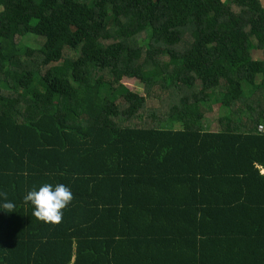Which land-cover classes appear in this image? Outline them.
Segmentation results:
<instances>
[{
	"label": "trees",
	"instance_id": "16d2710c",
	"mask_svg": "<svg viewBox=\"0 0 264 264\" xmlns=\"http://www.w3.org/2000/svg\"><path fill=\"white\" fill-rule=\"evenodd\" d=\"M45 183L59 223L23 200ZM4 200L0 264H264V5L0 0Z\"/></svg>",
	"mask_w": 264,
	"mask_h": 264
},
{
	"label": "clouds",
	"instance_id": "9594fccd",
	"mask_svg": "<svg viewBox=\"0 0 264 264\" xmlns=\"http://www.w3.org/2000/svg\"><path fill=\"white\" fill-rule=\"evenodd\" d=\"M24 202L33 206V216L44 222L59 223L63 209L71 200V191L63 184L53 185L45 183L38 190H29L23 197ZM16 205L8 200L0 203V211L5 215L16 212ZM7 210V211H5Z\"/></svg>",
	"mask_w": 264,
	"mask_h": 264
},
{
	"label": "rangeland",
	"instance_id": "374dc122",
	"mask_svg": "<svg viewBox=\"0 0 264 264\" xmlns=\"http://www.w3.org/2000/svg\"><path fill=\"white\" fill-rule=\"evenodd\" d=\"M260 3L262 5H264V0H259ZM30 41L31 43L35 44L36 46H38V43H40V39L39 38H34V36H31V35H28L26 36V40H21L22 42V47L20 49V52L23 53V51L25 50V48L27 46L30 45ZM34 45V46H35ZM254 55V53H253ZM257 55H260V52H257ZM255 57H259V56H255ZM122 83L124 84V86H126L127 88L129 89H132L136 92H141L143 90V84H141L138 80L136 79H133V78H123L122 80ZM157 87H155L156 89ZM151 95V97L153 96V93H149ZM156 95H158V93L156 92L155 93ZM160 99L153 96L152 97V100L150 98V105H151V102L153 103V105H155V108L157 109V113L159 112V109L156 107V105H158L159 103L157 101H159ZM206 108L207 110L204 112V115H202L201 117V120L202 121H205L206 124H208L209 126V129L210 130H215L216 129V125H217V122H216V118L221 116V115H225V114H228L229 111L228 110H223L219 105L217 104H214L212 101H207V104H206ZM122 107V105H121ZM242 117V114L240 113L237 118H241ZM171 124V125H170ZM168 125V127H173L174 129H177L179 128V124L177 122H173V123H170Z\"/></svg>",
	"mask_w": 264,
	"mask_h": 264
},
{
	"label": "crops",
	"instance_id": "0c3cea01",
	"mask_svg": "<svg viewBox=\"0 0 264 264\" xmlns=\"http://www.w3.org/2000/svg\"><path fill=\"white\" fill-rule=\"evenodd\" d=\"M257 52H260V51H253V52H252V54L254 53V55H253L254 57H255V56H260V55H257ZM260 53H261V52H260Z\"/></svg>",
	"mask_w": 264,
	"mask_h": 264
}]
</instances>
